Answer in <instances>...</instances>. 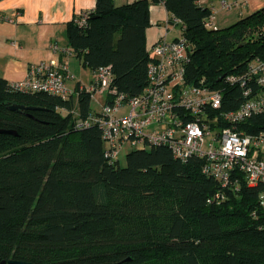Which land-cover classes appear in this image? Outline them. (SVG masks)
<instances>
[{"label": "trees", "instance_id": "16d2710c", "mask_svg": "<svg viewBox=\"0 0 264 264\" xmlns=\"http://www.w3.org/2000/svg\"><path fill=\"white\" fill-rule=\"evenodd\" d=\"M158 3L191 44L187 83L222 90V110L236 109L243 89L227 77L264 60V7L209 28L211 9L199 0H96L87 23H67L68 46L93 74L110 66L118 91L138 96L149 84L146 31ZM77 91L63 99L0 78V129L11 131L0 132V264H264V183L224 187L203 172L204 159L182 161L166 145L111 162L100 127L77 126L97 112L92 93ZM240 129L264 131V111Z\"/></svg>", "mask_w": 264, "mask_h": 264}, {"label": "built area", "instance_id": "2783aa9c", "mask_svg": "<svg viewBox=\"0 0 264 264\" xmlns=\"http://www.w3.org/2000/svg\"><path fill=\"white\" fill-rule=\"evenodd\" d=\"M245 5L246 0H221L223 10ZM209 7L211 14L205 25L212 28L217 26V9ZM90 13L91 10L82 11L78 23H87ZM166 27L179 36L174 40L165 36L150 48L153 60L144 91L127 98L113 85L111 67H100L93 83L81 88L92 93V100H98L100 93L104 97L102 107L87 119H79L77 126L100 127L105 157L111 162H120L122 149L128 143L134 149L166 145L182 161L192 156L204 159L203 172L224 187L239 189L242 177L249 186L264 183V131L250 133L240 129L242 123L264 111V60H254L247 75L227 77V82H241L244 100L236 109L222 110V90L186 81L185 64L192 47L183 36L181 19L170 16ZM52 49L67 58L74 56L71 48L57 43L52 44ZM245 78L253 79L256 86L247 85ZM76 79L65 60L40 62L32 64L27 77L12 86L20 91H45L70 99L78 95L77 87L70 85ZM221 197L222 194L217 195ZM258 203L264 210V191L259 194Z\"/></svg>", "mask_w": 264, "mask_h": 264}, {"label": "crops", "instance_id": "0c3cea01", "mask_svg": "<svg viewBox=\"0 0 264 264\" xmlns=\"http://www.w3.org/2000/svg\"><path fill=\"white\" fill-rule=\"evenodd\" d=\"M133 1L116 0L119 5ZM199 3L217 9L218 27L231 25L240 16L264 7V0H246L245 6L231 10H223L221 0H199ZM95 7L96 0H0V78L15 83L27 77L32 64L65 60L77 78L70 82L71 86L91 85L93 73L89 84L83 81L81 75L78 76L82 60L76 56L64 57L52 49V44L69 47L67 23L82 11L93 10ZM169 17L170 12L163 3L150 5L151 25L146 31L148 51L165 36L167 40L179 36L177 31H168L166 21ZM103 100L101 95L97 102L101 105Z\"/></svg>", "mask_w": 264, "mask_h": 264}, {"label": "rangeland", "instance_id": "374dc122", "mask_svg": "<svg viewBox=\"0 0 264 264\" xmlns=\"http://www.w3.org/2000/svg\"><path fill=\"white\" fill-rule=\"evenodd\" d=\"M246 14H247V12H246ZM171 33L174 34V36L177 35L176 32H171ZM79 68H80L79 69L80 71L78 72V76L81 75L83 81L86 84L91 83V76H92L91 69L88 67H85L83 64H80ZM88 86H90V85H88ZM75 97L77 98V95ZM99 97H101V94L97 93V98H99ZM93 106L95 109H101V107H102L100 105V103L97 102V100L93 101ZM133 149H134V147L131 146L129 143L124 146V148L122 149L121 155H120V164L121 165L125 166L127 164V154L129 152H131Z\"/></svg>", "mask_w": 264, "mask_h": 264}, {"label": "water", "instance_id": "95a60500", "mask_svg": "<svg viewBox=\"0 0 264 264\" xmlns=\"http://www.w3.org/2000/svg\"><path fill=\"white\" fill-rule=\"evenodd\" d=\"M11 109L13 110H18V111H23V110H26V109H30V108H34V107H28V106H25V105H22V104H13L10 106ZM0 132H11V131H6V130H2L0 129ZM2 263H10V264H31L29 262H26V261H18V260H9V261H5L3 260Z\"/></svg>", "mask_w": 264, "mask_h": 264}]
</instances>
